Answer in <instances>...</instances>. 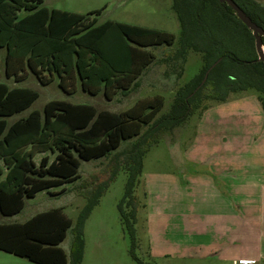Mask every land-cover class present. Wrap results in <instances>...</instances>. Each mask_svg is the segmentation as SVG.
Masks as SVG:
<instances>
[{
    "label": "trees",
    "instance_id": "16d2710c",
    "mask_svg": "<svg viewBox=\"0 0 264 264\" xmlns=\"http://www.w3.org/2000/svg\"><path fill=\"white\" fill-rule=\"evenodd\" d=\"M234 1L264 30L263 3ZM171 8L179 23L174 48L176 36L169 31L117 20L96 24L103 7L83 14L48 8L43 0H0V65L3 60L7 78L19 80L30 71L48 84L55 75L67 93L79 84L90 95L102 92L111 99L118 92L127 95L156 61L171 64L180 77L190 51L202 60L199 71L174 90L169 110L160 116L165 97L157 93L118 112L53 99L42 111L32 110L8 124L7 117L30 107L38 91L0 82V159L6 168L0 163L1 215L20 212L25 199L41 190L79 179L81 160L110 156L102 170L78 186L84 189L85 204L74 225L63 206L36 212L22 222H0V250L36 264H67L68 257L69 264H81L85 222L123 170L127 178L117 210L130 239L128 252L137 264H151L136 253L137 212L145 206L136 187L146 153L191 115L204 111L207 100L226 101L232 93L255 89L264 111V62L257 59L252 32L234 10L218 0H172ZM159 46L172 51L159 59L148 49ZM47 150L55 156L44 155L37 164L34 155ZM70 228L72 243L66 253L61 242Z\"/></svg>",
    "mask_w": 264,
    "mask_h": 264
},
{
    "label": "rangeland",
    "instance_id": "374dc122",
    "mask_svg": "<svg viewBox=\"0 0 264 264\" xmlns=\"http://www.w3.org/2000/svg\"><path fill=\"white\" fill-rule=\"evenodd\" d=\"M260 2H263V0H260ZM43 5L48 8L83 14L103 7L101 13L96 15V24L106 20H117L169 31L176 36L171 48L178 46L179 23L171 8V0H43ZM93 16L89 15L88 19ZM171 48L159 46L149 47L148 49H151L157 55V58L160 59L166 53L172 51ZM0 54L3 59L4 51L1 50ZM201 65L200 54L190 51L184 65V71L180 77H177L176 71L173 70L171 64L156 61L143 72L137 81L138 85L127 95L118 92L113 98L107 99L102 92L97 95L88 94L81 89L79 84L75 85L73 92L67 93L59 87V78L55 75L48 84H42L30 71L24 73L19 80L13 77L7 78L2 60L0 82H6L9 87L26 86L38 91V97L31 106L20 113L7 117V122L10 124L16 119L24 118L32 110L42 111L44 104L53 99H63L73 103H90L98 110L106 109L118 112L129 108L139 98L157 93L165 97L163 107L157 114L160 116L169 110L173 101L174 90L179 85L189 81L199 71ZM45 74L48 76L47 73ZM257 96L258 92L255 89H247L230 94L228 105L226 107L223 106L225 112L220 108L219 115L212 112L207 116L217 119L219 117L229 118L232 119V123L218 125L215 128H211L208 133L201 131L195 137L194 127L202 113V111H197L184 124L163 136L158 144L146 153L140 182L136 187V193L141 196V199L146 204L145 207L138 209L137 222L135 224L138 241L136 253L142 260L151 264L215 263L213 260L186 257L188 203L182 199L185 190L172 188V185L167 183L162 185L155 180L154 176H161L162 174L165 179H168L166 175L173 172L180 174L179 172L186 170L199 173V171L203 172L206 170L204 164L196 165L197 167L194 169L186 165L187 163H182L180 155L191 143L190 145H192V149L196 153L197 151H206L209 154L219 155L216 157L209 155L203 158L207 161L220 158L222 164L231 168L235 162H238V169L234 167L236 169L234 173L238 176L239 181L243 180L245 183L249 180L253 182L264 181V111L260 107ZM215 102L219 103V101H205L207 105ZM220 136L221 138L224 136L225 139H219ZM132 141H124L119 150L125 149ZM44 155H48L52 159L55 153L50 150L39 151L34 155L35 162L38 164ZM109 157L81 160L79 179L37 192L34 197L25 199L24 206L20 212L12 216L0 214V222H22L36 212L64 206V211L72 219L74 225L79 210L85 204L82 196L84 189H79L78 186L95 172L102 170L110 160ZM205 160L203 161L205 162ZM0 163L6 172L2 159H0ZM4 175L5 173L2 177ZM126 178L127 173L125 171L121 170L118 172L115 180L101 197L99 204L87 218L84 225L85 247L81 264H137L129 255L130 239L122 228L117 210V203L122 197ZM62 188L63 192L61 191ZM244 190L246 196L252 192L246 186ZM201 191L199 188L196 189L197 193H202ZM254 193H256L255 190ZM223 208L225 209L226 207L223 206ZM247 209H249V212ZM251 209L253 211L255 205L244 206V219L242 222H236L238 228H240L241 224L243 226L242 229L236 230L238 237H240L237 239L235 249L232 250L236 256L250 254L262 243L264 247V237L263 241L262 238L259 241L256 236L257 222L253 219L256 217H254V214L252 215ZM228 222L230 224L232 222L231 219ZM72 236L70 228L61 243L62 248L67 253L70 250ZM230 246L232 248L231 244ZM179 250V253L184 254V257L178 256V258L173 255ZM69 262L68 257L67 264ZM262 263L264 264V262ZM0 264L36 263L0 250Z\"/></svg>",
    "mask_w": 264,
    "mask_h": 264
},
{
    "label": "crops",
    "instance_id": "0c3cea01",
    "mask_svg": "<svg viewBox=\"0 0 264 264\" xmlns=\"http://www.w3.org/2000/svg\"><path fill=\"white\" fill-rule=\"evenodd\" d=\"M258 1L260 2V0ZM261 3L264 4V0ZM229 101V98H227L226 101H219V103L215 102L214 104L208 105V107L202 111L194 127L195 137H197L201 131L208 133L211 128H215L218 125L232 123V119L229 118L219 117L217 119L215 117L211 118L210 116H207L212 112L219 115L221 111L220 108L225 112L223 106L226 107ZM219 139L224 140L225 137L223 136L221 138L220 136ZM190 144L191 143L188 144V148L184 149L180 155L182 163H187L186 165H189L190 168L193 167L194 169L197 167L196 165L204 164L206 170L203 172L199 171L200 174L196 173L197 171L192 172L186 170L184 172H179L180 174L173 172L166 175L168 179H165L162 174L161 176H154L155 180L159 181L162 185L167 183L172 185V188L183 191L185 190L182 199L186 200L188 203V238L187 246L185 248L187 252L186 257L213 260L215 262L214 264H261V262H264L263 243L247 255L236 256L232 250L235 249L234 247L237 239L240 238L238 237L236 230L238 231V229L243 228L242 224L240 225V228H238L236 222H242L244 219V206L255 205V209L253 211L251 209V212L252 215L254 214V217H256L253 218L257 222L256 236L259 241L261 238L263 241L264 181L253 182L249 180L246 183L243 180L239 181L238 176L234 173L236 172L234 167L238 169V162H235V164L232 165V169L231 167L222 164L220 158H214L207 161L203 158H206L209 155H211V157L219 155L213 153V156V154H209V152L206 151H197L196 153ZM203 160H205V162ZM245 186L247 189L252 190L248 196L245 195ZM197 188L202 190V193H197ZM254 190L256 193H254ZM250 195L251 197H249ZM179 198L181 199V197ZM223 206L226 208L224 209ZM247 210L249 212V209ZM229 219L232 221L230 224L228 222ZM230 244L232 245V248H230ZM179 252L180 250L173 253V255L177 257L184 255ZM240 260H249V262L241 263ZM250 260H255V262Z\"/></svg>",
    "mask_w": 264,
    "mask_h": 264
},
{
    "label": "water",
    "instance_id": "95a60500",
    "mask_svg": "<svg viewBox=\"0 0 264 264\" xmlns=\"http://www.w3.org/2000/svg\"><path fill=\"white\" fill-rule=\"evenodd\" d=\"M221 3L228 4L235 12L237 17L245 24V26L252 32L254 37V46L257 53V59L264 62V45L262 38L264 37V30L261 26L256 24L238 5L234 0H218ZM206 77V75H205Z\"/></svg>",
    "mask_w": 264,
    "mask_h": 264
},
{
    "label": "built area",
    "instance_id": "2783aa9c",
    "mask_svg": "<svg viewBox=\"0 0 264 264\" xmlns=\"http://www.w3.org/2000/svg\"><path fill=\"white\" fill-rule=\"evenodd\" d=\"M250 261L255 262V260H250ZM240 262L241 263H247V262H249V260H240Z\"/></svg>",
    "mask_w": 264,
    "mask_h": 264
}]
</instances>
